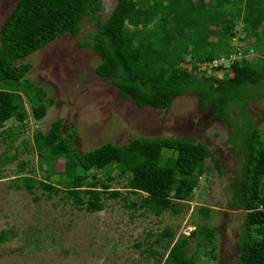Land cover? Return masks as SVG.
Here are the masks:
<instances>
[{
	"label": "trees",
	"instance_id": "16d2710c",
	"mask_svg": "<svg viewBox=\"0 0 264 264\" xmlns=\"http://www.w3.org/2000/svg\"><path fill=\"white\" fill-rule=\"evenodd\" d=\"M185 1L115 0L105 20L81 42L99 54L95 73L139 107L166 110L174 97L194 94L202 109L210 107L212 118H229L233 105L245 115L243 108L253 98L264 96V0ZM100 4L101 0H15L0 28V126L13 118L23 127L27 114L22 95L30 100L32 117H43L48 99L41 86L26 78L31 65L24 59L63 33L75 35L81 18L92 17ZM237 22L241 23L243 40L258 53L256 60L240 57L226 65L223 77L206 76L205 67L197 65H210L234 52L230 43ZM242 126L238 138L233 130L228 138L243 157L226 204L244 210L236 264H264V139L248 119ZM74 136L72 130L62 131V118L53 120L44 133L33 132V147L48 160L46 178L52 174L57 178L54 182L31 177L21 180L27 191L38 186L48 196L64 188L62 200L91 212L101 210L106 198L127 201L119 190L111 189V181L123 177V187L136 195L127 201V207L156 216L178 214L205 170V159L211 157L206 145L181 137L138 135L123 144L106 141L79 152ZM13 158L16 156L4 160ZM54 158L63 161L58 173L53 170ZM93 170H101L104 177L88 173ZM197 212L206 219L210 209L199 206ZM214 235L215 229L205 222L175 240L174 231L164 227L154 242L166 239L167 252L163 259L157 255L154 264H203L196 251L212 244ZM8 236V231L1 230L0 242ZM191 242L194 251L188 253ZM147 250L156 256V251Z\"/></svg>",
	"mask_w": 264,
	"mask_h": 264
},
{
	"label": "rangeland",
	"instance_id": "374dc122",
	"mask_svg": "<svg viewBox=\"0 0 264 264\" xmlns=\"http://www.w3.org/2000/svg\"><path fill=\"white\" fill-rule=\"evenodd\" d=\"M14 2L0 0V28ZM114 5L115 0H101L97 12L102 19ZM240 27L237 22L230 43L234 52L210 65H197L205 67L206 76L223 77L226 65L240 57L256 60L258 53L248 40H243ZM95 30L93 19L85 15L75 35L63 33L24 59L31 65L26 78L45 90L48 101L43 117L34 119L30 100L22 95L27 114L23 127L13 118L0 126V231L9 233L0 242V264H154L157 255L163 259L167 252L166 239L154 242L164 227L174 231L175 240L202 222L215 229L212 244L196 251L202 256V263L236 264L244 210L228 207L226 200L231 196L243 155L228 138L232 130L238 138L242 124L248 119L264 139V96L253 98L243 108L245 115L236 105L231 106L226 119L212 118L210 107L202 109L194 94L174 97L166 110L149 105L139 107L129 97L121 96L108 79L95 73L99 54L90 44L81 43L85 35ZM184 58L189 59L188 54ZM214 65L225 68L213 70ZM57 118H62L63 132H75L73 143L79 152L106 141L123 144L140 135L192 139L206 145L211 157L205 159V170L178 214L163 212L156 216L127 207V201L136 195L123 187V177L114 178L111 189L119 190L126 202L110 197L103 200L101 210L86 211L60 198L64 188L48 196L38 186L27 191L21 180L31 177L35 181L54 182L57 178L56 174L46 178L48 160L40 157L31 140L33 132H46ZM11 155L16 158L4 160ZM53 165L54 173L60 172L62 159L54 158ZM92 172L104 177L101 170L88 173ZM199 206L209 207L206 219L197 212ZM148 247L156 251V256L148 254ZM188 251H194L193 242Z\"/></svg>",
	"mask_w": 264,
	"mask_h": 264
},
{
	"label": "flooded vegetation",
	"instance_id": "af4514ba",
	"mask_svg": "<svg viewBox=\"0 0 264 264\" xmlns=\"http://www.w3.org/2000/svg\"><path fill=\"white\" fill-rule=\"evenodd\" d=\"M113 8V7H112ZM98 11V10H97ZM97 11H95V12H93L92 13V17H91V19H93V22H94V25L96 26V24L97 23H99V22H102V21H104L105 19H102V17H101V15L97 12Z\"/></svg>",
	"mask_w": 264,
	"mask_h": 264
},
{
	"label": "built area",
	"instance_id": "2783aa9c",
	"mask_svg": "<svg viewBox=\"0 0 264 264\" xmlns=\"http://www.w3.org/2000/svg\"><path fill=\"white\" fill-rule=\"evenodd\" d=\"M218 60H221V59H218ZM213 62H215V60H213ZM219 62H221V61H219Z\"/></svg>",
	"mask_w": 264,
	"mask_h": 264
}]
</instances>
